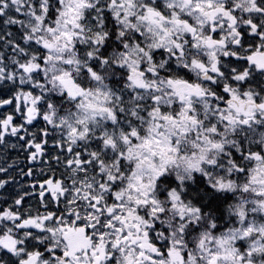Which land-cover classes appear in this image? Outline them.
<instances>
[{
	"label": "snow or ice",
	"instance_id": "6c2138e0",
	"mask_svg": "<svg viewBox=\"0 0 264 264\" xmlns=\"http://www.w3.org/2000/svg\"><path fill=\"white\" fill-rule=\"evenodd\" d=\"M0 264H264V0H0Z\"/></svg>",
	"mask_w": 264,
	"mask_h": 264
}]
</instances>
